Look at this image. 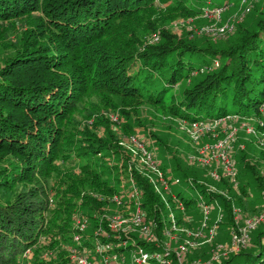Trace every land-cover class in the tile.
Wrapping results in <instances>:
<instances>
[{
	"label": "trees",
	"instance_id": "1",
	"mask_svg": "<svg viewBox=\"0 0 264 264\" xmlns=\"http://www.w3.org/2000/svg\"><path fill=\"white\" fill-rule=\"evenodd\" d=\"M235 1L0 0V25L22 21L27 27L16 51L0 64V152L4 150L20 159L17 166L0 171V188L29 186L11 202H0V264H18L21 254L32 247L40 232L69 230L73 213L81 216V211L89 213L104 207L108 202L97 195L118 194L124 184L121 176H114L122 175V171L125 178L130 174L142 189L146 219L154 217L158 227L162 225L158 195L152 184L133 173V166L129 168L131 163L125 155L128 150L119 145L123 136L135 133L131 122L122 125V137L111 129L107 134H98L95 128L97 135L90 138L89 144L65 141L64 130L73 110L90 93L103 99L104 107L114 108L116 100L134 108L150 104L167 115L193 123L228 116H260L264 106V0H252L250 11L234 23L233 34L239 35L231 44L225 43L230 36L212 43L201 36V40L207 39V46H198L189 41L193 37L181 40L164 30L158 32L161 35L157 43L143 40L146 33L163 26L161 21L166 15L188 19L202 14L204 7L227 9ZM195 56L203 57L201 63L191 61ZM194 73L199 77L176 93L175 88ZM107 119L115 122L108 116ZM152 135L161 142L158 135ZM95 151L103 153L100 161L94 160ZM152 153L156 157V152ZM73 155L82 162L80 171L66 182L62 193L65 199L53 210L54 215L60 214L63 224H57L55 215L45 228L43 212L48 211V190L44 182L49 172L55 171L57 159L73 161ZM247 157L244 152L239 155L244 168L255 175L252 159ZM179 165L180 161L174 160L170 171L191 188L198 186ZM161 168L168 176L170 171ZM192 173L197 172L194 169ZM190 185H186L188 190ZM198 187L199 192H205L201 185ZM225 187L231 194V186ZM241 190V197L235 193L229 201L219 199L229 228L235 226L230 202L254 214L262 209L257 205L250 209V202L256 200L248 198L243 186ZM242 222L239 217L238 224ZM254 232L246 247L216 264H264V229ZM86 237L84 245L91 247V236Z\"/></svg>",
	"mask_w": 264,
	"mask_h": 264
},
{
	"label": "rangeland",
	"instance_id": "2",
	"mask_svg": "<svg viewBox=\"0 0 264 264\" xmlns=\"http://www.w3.org/2000/svg\"><path fill=\"white\" fill-rule=\"evenodd\" d=\"M254 1L255 3L261 2V0ZM160 7L164 9V6ZM242 11L243 6L240 1H235L227 9L225 8L222 11L221 16L217 20L214 17L208 15L203 16L201 14L188 19L182 17L175 18V16L168 18V15H166L167 17L161 21V23H164L163 26L159 25L160 27L157 30L146 33L143 40L149 44L155 42L157 43L160 40V36L158 37V35H161L158 34V32L164 30L170 36H174L175 38L177 37L181 40H184L187 36L193 37V39L189 38V41L197 44L198 46H207V42L205 41L207 39L201 40V38H199L201 36L207 37L209 43L217 41L220 38L230 36L227 37L228 42L225 43L231 44L236 41L235 38L239 35V33L233 34L235 31L234 27L232 31H229L222 37H220V35L216 32L218 27L223 26L227 22L230 24L239 22L238 18L242 14ZM158 21H160V19ZM159 23L160 22L157 23V26ZM26 28V25L22 21H19L16 24L12 22L1 23L0 64L7 57L12 56L16 51L15 48L17 47L18 42L21 39L24 40L25 35L23 33ZM221 43L222 42L220 41L218 45ZM201 59L203 60V57H191V61L194 64L201 63ZM217 66L218 62L213 68H216ZM197 77L199 76L194 73V75L185 79L183 83H180L179 86L175 88V92H181L182 87L184 88L185 85L190 84L192 80L195 81ZM107 116L115 122H110L108 119V121H105ZM113 116H116V119H113ZM128 121L133 124V130L135 133L130 136H123L121 135V133L124 134L122 125ZM255 121L256 119L254 118L228 117L221 123L207 121L197 122L193 125V123H189L188 120L185 121L175 116L167 115L160 110V107L150 104H140V106L138 105L134 108L116 100L114 108L109 106L104 107L103 99H99L94 94L90 93L85 96L83 101L78 103L77 107L73 110V113L68 121L67 130H64V138L66 142L71 140V144H89L90 138L95 136V128L98 130V134H107L109 129L112 131L115 130L113 131L115 134L117 133L121 137L123 136L122 140H119V144H125V147H130L129 150L127 149L128 151L123 150L125 151L126 159L128 157L130 163L134 164L133 169L135 171L133 170V173L137 172L140 174V176L148 181L150 185L153 184L151 179H154L156 175L150 171H143V169V172L139 171V163H136V160L139 158V151L137 150L136 155H134L133 151H131V149L134 151L138 149L137 144H147L151 147V151L153 150L156 152V157L154 158L159 162L157 166L159 170L162 169V166L164 169L170 171L173 169L172 162L174 160L180 161L179 167H181V169L186 173V177L197 183L198 186L201 185L205 189V192L200 193L206 194L209 198V195L213 193L215 195H219L214 200L218 199L217 202H220V204L222 201L219 199L223 198L224 200L229 201L231 199V194L233 195L236 193V196H243L241 192V187L243 186L248 198L251 197L256 200V202H250V209H254V207L257 206L262 208L260 212L254 214L243 210L244 208L242 209L241 206L236 205L235 201H233L234 205L237 206V209L239 210V217L241 220H244L247 217L253 216V214L259 215L264 212V135L263 131H247V125L250 124L254 127ZM234 129L235 139L230 143L229 148H227L228 150H219V141H223L230 132L234 131ZM152 133L158 135L162 143L159 141L156 142V138L152 135ZM131 137H133L132 140ZM163 143H165V147L162 145ZM209 146H212L213 150H207V147ZM210 151H213V153ZM241 152L248 154L246 160L252 159L250 161V165L254 168L256 172L255 175H253L250 170L244 168V164H242V161L239 159ZM95 154V161L101 159L103 156V153H99L98 151H95ZM227 154L234 167V173H231L230 175L225 173L224 166L221 162V160L226 162L228 159ZM74 156L75 155L71 157L73 161H67V159H57V161L53 164L55 171L51 173L49 172L50 175L48 174V179L44 182V185L48 190V211L43 212L45 228L48 224V220L52 217L54 218L55 215L58 216V219H56L57 224H63L60 214L54 215L53 210L57 206L60 207L59 204L61 205L65 199L62 196V193L67 185L66 182H68L70 178L73 179L80 171V165L82 162ZM205 158L206 162L204 164L199 162L203 161ZM19 163L20 159L18 155L4 152V150L0 152V171L5 168L17 166ZM194 169L197 173H192ZM213 170L216 171L217 174H212ZM162 172L165 173L163 169ZM121 174L122 175H115L114 177L117 178L118 176H121L125 178L123 176V174L125 175V172L122 171ZM169 176L173 179L177 177L180 179L178 182L168 185L173 192L180 193L184 197H187L188 195L186 189L192 193H199L198 186L191 188L190 184L183 182L181 177L177 176V174H174L172 171L169 172ZM226 184L231 186V194L228 192V194H224V192L227 191L225 187ZM186 185H190L189 190ZM27 186H24V184H18L12 189L0 188V202H11L14 200L18 192L24 190V187ZM208 190L211 191L210 194ZM77 201L78 199H72V202L76 203ZM191 205H196V203ZM106 207H111V203H106ZM193 209H195L194 206ZM212 210L217 211L216 214H218L217 207H214ZM81 212H83V216H89L90 218V216H93L92 214H94L95 211H87L89 213H86L85 210ZM74 214L75 213H73L70 220L71 222L69 223V230L65 232L60 231L56 234H46L40 232L32 247L24 250L21 254L18 264H67L66 262L69 260V254H71L69 247L73 246L74 248L80 249V247L76 246L72 240V234L76 227L75 223L78 219V215ZM214 215L215 212H213L211 217H214ZM195 219L196 222H199L198 217L195 216ZM263 223L264 221L259 223L255 229L258 228L263 230ZM242 224L243 223H239L238 227ZM196 225L197 223H192L190 227H195ZM230 229L231 228L226 225L224 219L223 222L217 225L213 240L210 243H206L199 247L201 251L203 250L201 253L195 251L198 247L193 248L192 251L190 250L187 253L180 251L183 260L188 264H216L224 259H227L229 255L232 254L229 245L231 244ZM255 229L249 231L247 243L250 235L255 236ZM89 231L91 230H88V232ZM164 243L170 249L177 250V240L173 241L169 237H165ZM218 243L226 244L224 248H217L219 245ZM214 247L215 251L213 250ZM174 264H177V262L174 261Z\"/></svg>",
	"mask_w": 264,
	"mask_h": 264
},
{
	"label": "built area",
	"instance_id": "3",
	"mask_svg": "<svg viewBox=\"0 0 264 264\" xmlns=\"http://www.w3.org/2000/svg\"><path fill=\"white\" fill-rule=\"evenodd\" d=\"M251 1L240 0L243 11L238 20H241L250 11L252 7ZM224 9V7H204L201 15H208L217 20ZM233 27L234 23L230 24L227 22L223 26L218 27L216 33L220 37L225 36V34L233 30ZM259 111L260 116L254 118L256 119L254 127L248 124L247 131H263L264 135V106H261ZM225 118L213 122L221 123ZM113 119H116V116H113ZM234 132L235 129L223 141H219V150L224 151V149L229 148L230 143L235 139ZM119 145L128 150L130 149V147H125V144ZM137 146L138 149L136 151L133 149L131 151H133L134 155L137 154V150L139 151V158L136 160L139 163V171L141 172L143 169V171H150L156 175L151 181L158 195V201L162 205L158 207L162 225L158 227L157 220L154 217L148 216L146 219L142 206L143 191L134 183L130 174L127 178L120 177L121 179L123 178L121 184L124 185L118 194L116 193L111 197L97 195L98 199L105 198L108 203H111V207H106L105 205L94 212L92 217L95 224L92 223L89 216H77L78 219L75 223L76 227L72 234V240L80 249L73 246L69 247L71 254H69L67 264H174V261L177 264H188L183 260L180 251L187 253L190 250L192 251L193 248H199L213 240L217 225L223 222L225 217L222 203H218V199L214 200L219 195L213 193L209 195V198L206 194L200 192L192 193L186 189L188 195L184 197L179 193L173 192L168 185L178 182L180 179L178 177L173 179L171 176L165 175L166 173H163L162 169L159 170L157 168L159 162L156 161L152 151L147 148L146 144H137ZM212 146L207 147V150H213ZM210 152L213 153V151ZM227 157L226 162H223V160L221 162L225 173L230 175L234 173V167L228 154ZM199 162L204 164L206 158ZM129 166L131 168L134 165L131 163ZM214 173L217 174L213 170L212 174ZM123 176L125 177V175ZM127 183L129 185L124 188ZM226 193L227 191L224 192L225 195ZM192 197H194L193 202H187L188 198ZM193 203H196V205H191ZM193 206L195 209H193ZM214 207H217L218 214H216L217 211L212 210ZM230 207L232 220L235 223V226L230 229L231 244L229 245L233 253L246 247L249 231L255 229L259 223L264 221V212L245 218L242 222L243 224L238 227L239 210L234 205V202H230ZM192 210L198 213L199 222H196L195 218H193ZM213 212H215V215L211 217ZM192 223H197V225L190 227ZM89 227H91V233H87ZM88 234L91 236V247L84 245V240L87 239L86 235ZM165 237L178 241L177 250L167 247L164 243ZM225 244L220 243L217 248H224ZM213 250L215 251V247Z\"/></svg>",
	"mask_w": 264,
	"mask_h": 264
},
{
	"label": "clouds",
	"instance_id": "4",
	"mask_svg": "<svg viewBox=\"0 0 264 264\" xmlns=\"http://www.w3.org/2000/svg\"><path fill=\"white\" fill-rule=\"evenodd\" d=\"M182 120H184V119H182ZM186 121V120H185ZM189 122V121H188ZM189 123H193V122H189ZM147 145V144H146ZM147 147H149V145H147ZM224 219H225V217H224ZM88 230H91V227H89L88 229H87V233H91V231L90 232H88Z\"/></svg>",
	"mask_w": 264,
	"mask_h": 264
},
{
	"label": "crops",
	"instance_id": "5",
	"mask_svg": "<svg viewBox=\"0 0 264 264\" xmlns=\"http://www.w3.org/2000/svg\"><path fill=\"white\" fill-rule=\"evenodd\" d=\"M192 213H193V215H194L193 218H195V216L198 217V215H195L196 212H195L194 210H192ZM195 220H196V219H195Z\"/></svg>",
	"mask_w": 264,
	"mask_h": 264
}]
</instances>
